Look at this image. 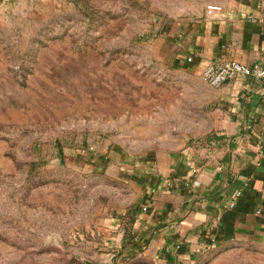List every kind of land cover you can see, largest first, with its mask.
I'll use <instances>...</instances> for the list:
<instances>
[{
    "label": "rangeland",
    "instance_id": "1",
    "mask_svg": "<svg viewBox=\"0 0 264 264\" xmlns=\"http://www.w3.org/2000/svg\"><path fill=\"white\" fill-rule=\"evenodd\" d=\"M220 1L0 0V264H127L137 171L212 128L177 36ZM201 264H264V242Z\"/></svg>",
    "mask_w": 264,
    "mask_h": 264
},
{
    "label": "crops",
    "instance_id": "2",
    "mask_svg": "<svg viewBox=\"0 0 264 264\" xmlns=\"http://www.w3.org/2000/svg\"><path fill=\"white\" fill-rule=\"evenodd\" d=\"M218 4L220 14L204 13L200 25L177 36L179 57H191L198 73L222 61L264 68V0ZM262 85L248 75L211 89L215 119L205 141L137 171V211L120 246L124 262L201 264L212 252L264 242Z\"/></svg>",
    "mask_w": 264,
    "mask_h": 264
},
{
    "label": "built area",
    "instance_id": "3",
    "mask_svg": "<svg viewBox=\"0 0 264 264\" xmlns=\"http://www.w3.org/2000/svg\"><path fill=\"white\" fill-rule=\"evenodd\" d=\"M222 10L220 4L210 3L206 5L204 13L206 17H212L220 14ZM261 52L264 54V46L261 47ZM186 61L190 63L191 57L187 58ZM248 75L263 80L260 97L264 102V68L259 65L247 67L236 61L214 62L205 65L200 73L202 82L211 89H219L223 84L235 79L237 76ZM211 247L213 246L211 245Z\"/></svg>",
    "mask_w": 264,
    "mask_h": 264
},
{
    "label": "water",
    "instance_id": "4",
    "mask_svg": "<svg viewBox=\"0 0 264 264\" xmlns=\"http://www.w3.org/2000/svg\"><path fill=\"white\" fill-rule=\"evenodd\" d=\"M85 264H92L91 262L89 261H84Z\"/></svg>",
    "mask_w": 264,
    "mask_h": 264
}]
</instances>
